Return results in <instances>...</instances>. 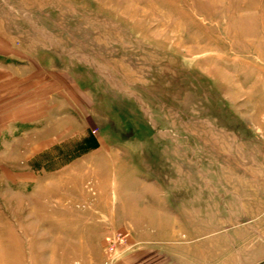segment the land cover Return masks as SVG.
Returning a JSON list of instances; mask_svg holds the SVG:
<instances>
[{"label":"rangeland","instance_id":"1","mask_svg":"<svg viewBox=\"0 0 264 264\" xmlns=\"http://www.w3.org/2000/svg\"><path fill=\"white\" fill-rule=\"evenodd\" d=\"M214 136L264 143V0H0V264H214Z\"/></svg>","mask_w":264,"mask_h":264},{"label":"crops","instance_id":"2","mask_svg":"<svg viewBox=\"0 0 264 264\" xmlns=\"http://www.w3.org/2000/svg\"><path fill=\"white\" fill-rule=\"evenodd\" d=\"M141 189L144 190L142 204L147 211L142 213L145 219L130 223L131 232L137 241H169L172 235L179 233L177 223L173 226L169 223L170 204L163 191H158L157 197L151 199L148 195L155 193L153 189L143 186ZM155 198L161 208L154 206ZM177 257L175 264H201L196 258L188 260L190 257L185 253ZM262 261L264 143L259 145L252 137H244L237 143L234 138L221 140L214 136V264H258ZM136 263L142 264V261Z\"/></svg>","mask_w":264,"mask_h":264},{"label":"built area","instance_id":"3","mask_svg":"<svg viewBox=\"0 0 264 264\" xmlns=\"http://www.w3.org/2000/svg\"><path fill=\"white\" fill-rule=\"evenodd\" d=\"M117 238H119V236H117ZM111 242V240H110ZM108 258H107V262L106 264H112L114 259H115V255H114V250H113V246L109 245L108 246Z\"/></svg>","mask_w":264,"mask_h":264}]
</instances>
